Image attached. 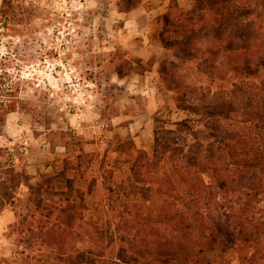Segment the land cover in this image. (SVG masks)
<instances>
[{
    "label": "trees",
    "instance_id": "trees-1",
    "mask_svg": "<svg viewBox=\"0 0 264 264\" xmlns=\"http://www.w3.org/2000/svg\"><path fill=\"white\" fill-rule=\"evenodd\" d=\"M191 2L164 15L159 33L157 72L184 118L154 116L105 245L76 248L98 241L79 232L84 193L64 174L49 206L44 184L31 196L39 239L53 237L65 264H264V0ZM7 113L2 105L0 123Z\"/></svg>",
    "mask_w": 264,
    "mask_h": 264
},
{
    "label": "rangeland",
    "instance_id": "rangeland-1",
    "mask_svg": "<svg viewBox=\"0 0 264 264\" xmlns=\"http://www.w3.org/2000/svg\"><path fill=\"white\" fill-rule=\"evenodd\" d=\"M10 2L16 10H34L43 58L27 69L13 60L11 82L21 88L16 99L3 96L0 72V113L2 105L9 110L0 123V264H65L53 237L39 239L42 224L31 196L44 184V205L49 206L56 188L52 178L64 174L84 193L79 232L98 241L85 236L76 248L99 251L105 245L119 219L124 192L119 195L117 189L126 187L121 182L130 176L134 149L149 152L153 144L154 116L184 118L157 72L167 55L159 33L164 15L175 5L190 10L192 2ZM4 3L0 0V69L6 48L19 44L18 34L7 31ZM232 264H238L236 257Z\"/></svg>",
    "mask_w": 264,
    "mask_h": 264
},
{
    "label": "flooded vegetation",
    "instance_id": "flooded-vegetation-1",
    "mask_svg": "<svg viewBox=\"0 0 264 264\" xmlns=\"http://www.w3.org/2000/svg\"><path fill=\"white\" fill-rule=\"evenodd\" d=\"M4 4L3 16L7 19L5 22L10 28L7 31L15 36L18 34L17 42H19L16 46L10 44L6 48L7 52L3 57L4 59L2 60L0 69L2 83L6 86L3 96L12 100L16 99V96L20 95L21 92L19 84L15 87L11 82V72L15 69L13 65H16L13 63V60L17 58V61L21 64L16 65L19 69L23 67L27 69L30 66L32 67V65H26L32 61L43 58V53L36 39V32L34 30L35 21H39V19L35 18L36 15L34 10L25 6H20L18 10H16L10 0H5ZM44 22L48 23V20ZM48 54L52 57V53H45L44 56ZM8 83L10 85H8ZM19 110H21L22 113L26 111V105L22 101L20 102Z\"/></svg>",
    "mask_w": 264,
    "mask_h": 264
}]
</instances>
